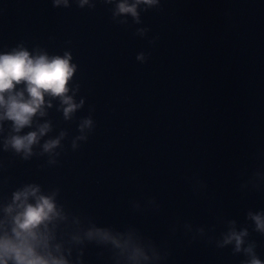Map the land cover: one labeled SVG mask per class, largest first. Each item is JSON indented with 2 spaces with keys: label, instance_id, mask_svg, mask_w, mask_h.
<instances>
[{
  "label": "water",
  "instance_id": "water-1",
  "mask_svg": "<svg viewBox=\"0 0 264 264\" xmlns=\"http://www.w3.org/2000/svg\"><path fill=\"white\" fill-rule=\"evenodd\" d=\"M69 3L0 0V52L20 44L50 55L70 51L81 85L76 99H86L71 123L55 111L56 101L45 118L54 127L45 139L69 133L57 165L0 150L7 168L0 204L25 183L58 187L73 225L84 214L100 226L135 227L169 243L167 264H241L231 247L189 243L182 225H216L219 237L226 229L218 217L244 225L247 211L264 210V189L240 187L257 168L264 171V0H162L163 11L142 12L141 25L129 17L127 27L114 23L112 6L100 0L95 10ZM138 27L151 29L148 39L134 35ZM140 52L151 54L146 64L136 60ZM93 105L95 132L73 151L79 119ZM192 178L207 189L195 194ZM153 198L158 212L148 209ZM134 201L148 210L135 211ZM251 239L264 260V237L253 232ZM81 249L85 264H111L107 250L87 240L73 246V262Z\"/></svg>",
  "mask_w": 264,
  "mask_h": 264
},
{
  "label": "clouds",
  "instance_id": "clouds-1",
  "mask_svg": "<svg viewBox=\"0 0 264 264\" xmlns=\"http://www.w3.org/2000/svg\"><path fill=\"white\" fill-rule=\"evenodd\" d=\"M100 2L112 6L113 22L124 27L129 25V17L135 25H141L142 12L163 11L162 0ZM52 3L56 8L61 4L65 9L71 7L69 0H52ZM75 3L80 9L86 5L92 10L96 8V0L93 3L75 0ZM150 32V28L138 27L134 35L148 39ZM158 39L155 37L149 43L154 47ZM150 58L151 54L144 52L136 56L141 64H146ZM73 59L70 51L50 55L39 47L30 52L23 44L0 52V150L23 161L47 156L48 166L58 164V158L65 150L63 142L69 139V133L61 130L58 136L45 139L54 131L53 121L45 118L54 108V101L59 104L55 111L62 113L63 120L68 123L76 120L77 113L85 108L86 99H76L81 85L74 81L78 65ZM94 112L95 106H90V114L79 119V135L71 139L73 151L79 149L81 142L87 143L95 132ZM26 129L29 131L25 132ZM38 147L42 149L39 153L34 151ZM6 170V165L0 162V171ZM245 174L246 170L241 173ZM190 182L197 195L207 189V184L197 178ZM248 185L253 191L264 189V171L257 168L240 187L243 189ZM60 193L58 187L46 191L41 184L25 183L11 192L7 203L0 204V264H85L82 249L74 262L70 259L73 246L83 245L85 240L106 249L111 264H167L171 256L169 243L158 244L135 227L128 226L120 231L100 226L93 217L84 214L77 216L74 226L65 211L68 206L59 202ZM3 199L0 195V200ZM147 205L148 209L160 210L154 198L149 199ZM132 208L135 211L148 210L135 201ZM246 221L241 225L235 219L218 217L217 222L226 229L219 237L214 235L216 225L194 227L191 223H184L182 227L185 235H191L189 243L200 240L214 244L220 250L231 247L233 256L244 257L241 264H264L257 252L258 244L251 239L253 232L264 237V210L247 211ZM179 228L178 221L170 230L173 236ZM104 255V252L99 253L101 258Z\"/></svg>",
  "mask_w": 264,
  "mask_h": 264
}]
</instances>
